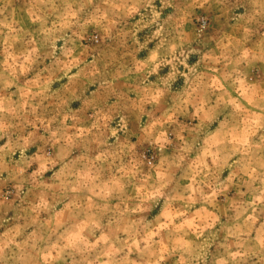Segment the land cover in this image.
<instances>
[{
  "label": "rangeland",
  "instance_id": "obj_1",
  "mask_svg": "<svg viewBox=\"0 0 264 264\" xmlns=\"http://www.w3.org/2000/svg\"><path fill=\"white\" fill-rule=\"evenodd\" d=\"M0 264H264V0H0Z\"/></svg>",
  "mask_w": 264,
  "mask_h": 264
}]
</instances>
